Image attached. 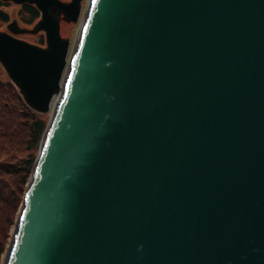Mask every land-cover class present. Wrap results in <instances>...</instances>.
Returning <instances> with one entry per match:
<instances>
[{
    "label": "water",
    "instance_id": "obj_1",
    "mask_svg": "<svg viewBox=\"0 0 264 264\" xmlns=\"http://www.w3.org/2000/svg\"><path fill=\"white\" fill-rule=\"evenodd\" d=\"M14 1L45 46L0 63L48 119L0 264H264V0H87L66 58L77 0Z\"/></svg>",
    "mask_w": 264,
    "mask_h": 264
},
{
    "label": "trees",
    "instance_id": "obj_2",
    "mask_svg": "<svg viewBox=\"0 0 264 264\" xmlns=\"http://www.w3.org/2000/svg\"><path fill=\"white\" fill-rule=\"evenodd\" d=\"M5 2L0 0L2 5ZM20 6L27 12V23L36 17L34 5L23 2ZM0 20H7L2 9ZM36 39L42 41L40 36ZM45 121V117L27 106L7 79L0 80V250L10 214L16 209L29 175Z\"/></svg>",
    "mask_w": 264,
    "mask_h": 264
},
{
    "label": "rangeland",
    "instance_id": "obj_3",
    "mask_svg": "<svg viewBox=\"0 0 264 264\" xmlns=\"http://www.w3.org/2000/svg\"><path fill=\"white\" fill-rule=\"evenodd\" d=\"M63 1H67V0H63ZM78 2L81 3V7H84L86 4L85 3L86 0H78ZM5 3L6 4L4 6H0V9H2L6 13V17L8 18L7 22L11 21V24L9 23V27L5 28V24H4L5 21L0 20V30H2L8 34L11 33L10 30H12V29L10 27H11L12 21H13V20H11V18H12L16 21V23L14 22L15 28H19L21 30L16 31L15 33L12 32L11 35L15 36L18 39H22V40L24 39V40L31 42V43H34L35 40H37L36 39L37 37H39V36L41 38L43 37L42 29H40V28L34 29L35 28L34 25H35V22H36L38 16H36L33 20H31L27 23L26 22V20L28 19L27 12L19 6L20 2H16L14 0H7V2H5ZM51 10H52V8H50V11ZM57 23H58V21H57ZM77 24H78V20L74 22L70 19H67V20L61 19L59 21V24H58L59 35L62 37H65L69 43V44L67 43L68 51L65 54V58L68 55L71 43L73 42V39H74V35L76 34L77 28L79 27ZM5 79H7L11 83V85H13L11 78L7 74H5L3 65L0 64V80H5ZM13 87H15V89L17 88L16 85H13ZM39 114H41V116L45 117L46 120L48 119L47 111H44L42 113L40 112ZM34 152L36 154V152H37L36 149L34 150ZM22 191H23V189H21L20 196H19L20 199H19L17 206L15 207L16 209L10 214L9 224L7 225V228L5 230L6 233L2 239L3 245H2V249L0 250V262H1L2 257H3V251L9 243L8 241H9L10 235L12 233V228H13L14 221H15L14 217H15L17 210H18V206H19V203L21 200Z\"/></svg>",
    "mask_w": 264,
    "mask_h": 264
}]
</instances>
